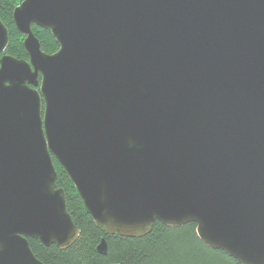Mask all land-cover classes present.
<instances>
[{
  "label": "water",
  "instance_id": "obj_1",
  "mask_svg": "<svg viewBox=\"0 0 264 264\" xmlns=\"http://www.w3.org/2000/svg\"><path fill=\"white\" fill-rule=\"evenodd\" d=\"M14 9L29 58L5 53L0 18V264H45L29 238L64 249L81 234L55 159L109 234L195 222L211 248L264 264V0Z\"/></svg>",
  "mask_w": 264,
  "mask_h": 264
},
{
  "label": "trees",
  "instance_id": "obj_2",
  "mask_svg": "<svg viewBox=\"0 0 264 264\" xmlns=\"http://www.w3.org/2000/svg\"><path fill=\"white\" fill-rule=\"evenodd\" d=\"M22 0H0V18L10 31L5 53L23 59L28 57L24 46L25 35L16 29L14 8ZM43 51L55 53L59 42L50 29L32 25ZM2 54H0L1 58ZM58 186L66 191L68 212L80 228L74 243L64 249L53 243L48 246L39 239L29 238L35 255L45 264H243L226 250L211 248L198 234L195 222L168 226L156 221L151 231L139 237H125L119 232L109 234L92 219L84 200L61 164L55 159ZM108 242L107 254L98 251L101 240Z\"/></svg>",
  "mask_w": 264,
  "mask_h": 264
},
{
  "label": "rangeland",
  "instance_id": "obj_3",
  "mask_svg": "<svg viewBox=\"0 0 264 264\" xmlns=\"http://www.w3.org/2000/svg\"><path fill=\"white\" fill-rule=\"evenodd\" d=\"M23 58H25V59H28V58H29V56H28V57H23Z\"/></svg>",
  "mask_w": 264,
  "mask_h": 264
}]
</instances>
